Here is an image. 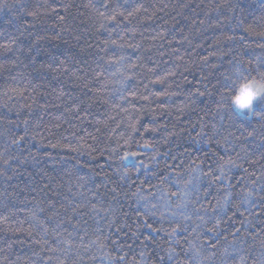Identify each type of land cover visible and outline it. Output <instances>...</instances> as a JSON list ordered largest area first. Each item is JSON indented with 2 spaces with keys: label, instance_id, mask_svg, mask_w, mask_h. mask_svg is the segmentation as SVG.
<instances>
[{
  "label": "trees",
  "instance_id": "1",
  "mask_svg": "<svg viewBox=\"0 0 264 264\" xmlns=\"http://www.w3.org/2000/svg\"><path fill=\"white\" fill-rule=\"evenodd\" d=\"M241 72L264 0H0V264H264Z\"/></svg>",
  "mask_w": 264,
  "mask_h": 264
},
{
  "label": "clouds",
  "instance_id": "2",
  "mask_svg": "<svg viewBox=\"0 0 264 264\" xmlns=\"http://www.w3.org/2000/svg\"><path fill=\"white\" fill-rule=\"evenodd\" d=\"M235 94L231 99V102L240 111H251L254 102L264 96V77L253 79L251 77H245L243 72L236 76Z\"/></svg>",
  "mask_w": 264,
  "mask_h": 264
},
{
  "label": "snow or ice",
  "instance_id": "3",
  "mask_svg": "<svg viewBox=\"0 0 264 264\" xmlns=\"http://www.w3.org/2000/svg\"><path fill=\"white\" fill-rule=\"evenodd\" d=\"M112 19H114V17H111ZM260 76H262V77H264V72H261L260 73ZM262 97V96H261ZM25 123H27V122H25ZM131 155H136V153H132ZM221 172H222V170H221ZM149 227H150V225H149ZM175 231V230H174Z\"/></svg>",
  "mask_w": 264,
  "mask_h": 264
}]
</instances>
